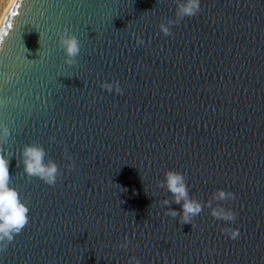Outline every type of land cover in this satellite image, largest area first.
Returning <instances> with one entry per match:
<instances>
[{
  "label": "water",
  "instance_id": "water-1",
  "mask_svg": "<svg viewBox=\"0 0 264 264\" xmlns=\"http://www.w3.org/2000/svg\"><path fill=\"white\" fill-rule=\"evenodd\" d=\"M182 3L13 1L0 26V146L29 223L0 264H264V0H200L178 20ZM65 28L80 41L71 66ZM26 144L55 163V185L17 166ZM168 170L236 220L209 207L192 224L166 215L183 203L158 186Z\"/></svg>",
  "mask_w": 264,
  "mask_h": 264
},
{
  "label": "clouds",
  "instance_id": "clouds-1",
  "mask_svg": "<svg viewBox=\"0 0 264 264\" xmlns=\"http://www.w3.org/2000/svg\"><path fill=\"white\" fill-rule=\"evenodd\" d=\"M200 11V0H183L182 4L177 5L176 15L178 20L184 17L195 16ZM171 23V22H170ZM161 31L165 36L171 34L169 27L161 25ZM59 46L65 55V63L69 66L77 63L76 57L80 53V41L78 37L65 28L59 34ZM137 44H143V40L137 39ZM0 51H3V43L0 42ZM11 79V77H9ZM109 92L112 90L107 83L102 85ZM117 93H121L119 87L116 88ZM7 99L0 98V106L7 103ZM0 132L7 138L10 135L9 128L6 125H0ZM22 159L17 166L23 165V172L28 178H38L49 186L55 185L57 182V166L54 162L44 163L45 151L42 146L26 144L22 149ZM13 154H7L3 147L0 146V252L7 249L8 245L14 240L15 235L29 223V208L20 199L16 188L11 187V175L9 172L10 162ZM159 187L166 188L172 195L176 204L182 203V213L176 210H169L166 215L173 218L180 216L181 223L192 224L193 218L198 216L205 207L210 208V215L216 220L233 222L236 220V213L231 209H226L222 205L215 209L211 208L209 201L199 202L189 197V186L183 173L175 170H168L164 173V179L159 182ZM213 199L224 201L234 200L235 194L224 189H217L213 194ZM165 205H169V201H164ZM223 234L235 240L239 236V229L227 227L222 230ZM118 247L127 249L128 240L119 244ZM129 264H140V260L136 257L129 258Z\"/></svg>",
  "mask_w": 264,
  "mask_h": 264
},
{
  "label": "rangeland",
  "instance_id": "rangeland-1",
  "mask_svg": "<svg viewBox=\"0 0 264 264\" xmlns=\"http://www.w3.org/2000/svg\"><path fill=\"white\" fill-rule=\"evenodd\" d=\"M11 0H0V20Z\"/></svg>",
  "mask_w": 264,
  "mask_h": 264
},
{
  "label": "bare ground",
  "instance_id": "bare-ground-1",
  "mask_svg": "<svg viewBox=\"0 0 264 264\" xmlns=\"http://www.w3.org/2000/svg\"><path fill=\"white\" fill-rule=\"evenodd\" d=\"M13 1H14V0H11V1H10L9 5H8V7H7V9L5 10V12H4V14H3V16H2V18H1V20H0V26L2 25V23H3L4 19H5V17L7 16V13H8V11H9V9H10V7H11Z\"/></svg>",
  "mask_w": 264,
  "mask_h": 264
}]
</instances>
